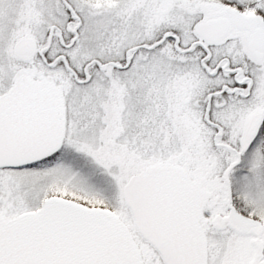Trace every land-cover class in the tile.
Instances as JSON below:
<instances>
[{
    "label": "snow or ice",
    "instance_id": "6c2138e0",
    "mask_svg": "<svg viewBox=\"0 0 264 264\" xmlns=\"http://www.w3.org/2000/svg\"><path fill=\"white\" fill-rule=\"evenodd\" d=\"M0 264H264V0H0Z\"/></svg>",
    "mask_w": 264,
    "mask_h": 264
}]
</instances>
